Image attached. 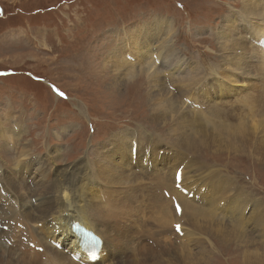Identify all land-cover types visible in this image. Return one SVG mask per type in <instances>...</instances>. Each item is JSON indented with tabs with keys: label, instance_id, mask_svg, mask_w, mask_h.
Returning <instances> with one entry per match:
<instances>
[{
	"label": "rangeland",
	"instance_id": "1",
	"mask_svg": "<svg viewBox=\"0 0 264 264\" xmlns=\"http://www.w3.org/2000/svg\"><path fill=\"white\" fill-rule=\"evenodd\" d=\"M233 6L238 8L240 0H0V117L5 120L2 123L3 127L10 128L15 121L24 131L20 147L18 146L19 142L17 144L15 142V146L10 147L4 144L3 139H0V157L5 161L0 158V167L4 171L11 169L7 170V177L0 174V178H5L7 182V188L13 193L16 192L15 194L20 198L22 197V204L24 200L28 204L27 200L33 193L32 189L35 192H44L48 188V180L58 179V173L66 171V174L70 176L69 169L75 170L82 164L92 162L93 155L97 154V152L94 153L95 147L98 144L101 145L98 152L109 149L111 145L107 141L115 133L136 134L142 131L155 144L158 140L160 141L157 149L160 147L162 149L156 153L162 156H164L163 149L167 150V147L172 150L178 149L176 143L168 138L169 123L161 125L151 116L146 96L147 81L145 76L137 77V73L125 75L127 70H122V73H115L114 70L111 72L110 63H105L104 60L106 53L117 42L125 40L119 36L138 26L145 28L136 29V32L146 31L152 33L155 38H160L162 33L159 23L165 25L167 23H164L163 19H169L170 26L163 35H168V40L175 45L183 59L198 62L203 67L204 73L209 76L215 65L222 61L218 62V55L215 54L217 40L214 31L220 22L219 16L230 11ZM251 25L254 24L248 23L249 27ZM123 53L124 55L128 53L125 47ZM130 59L131 56H128L127 60L130 61ZM120 82L123 84L121 85ZM165 86H169V84ZM231 87L236 89V86ZM167 89L170 88L167 87ZM57 90L63 92L64 95H58ZM171 90V96H175L173 92H176V87L174 86ZM219 97H223L222 94H219ZM176 109L175 111L172 109L174 112L170 111L175 118L172 121H182L183 123L184 117L180 114L179 119ZM180 110L187 115L185 108H180ZM8 113L11 116L5 119V115ZM172 115L168 113V117L172 118ZM90 126L94 132L90 130ZM223 135H216L218 138L216 141L221 140ZM137 138L139 140V137ZM26 140L28 143L25 146ZM23 145L29 150L31 149V153H34V163L27 177L19 173V177L13 178V175L17 173L13 169V164L19 159ZM55 146L59 148L53 150ZM131 146L132 144H130V150L127 151L129 157L132 156ZM213 148L211 147V150ZM113 149L115 148L113 147ZM138 150H141L139 145ZM212 152L208 149L202 150V148L198 151L199 163L202 162L206 166L199 170V175L206 174L209 170L216 174L219 173V175L230 179L234 185L237 183L241 187L240 189L249 192L252 198L249 199L250 203L243 199L231 198L235 201L231 204L230 212L235 211L236 219L233 218V214L229 216V211L226 213L225 208L223 212H218L222 213L220 215L206 216L198 220L199 223H209L208 230L211 232L201 234V239L194 238L192 235V243L195 242V245L192 246L187 243V238L190 239L191 235L186 228H184V231H187L184 236H182V232L181 234L177 233L182 238L181 244L180 238L175 240L177 241L176 245L173 243L174 240H171L175 230L173 231L169 223L170 218L166 220V223L163 222V215L166 212L165 203L157 199L154 191L155 185H149L154 180L152 175L155 172L154 167L148 168L147 176L142 177L141 175L145 181L135 180V183L138 184L135 187H131L132 183L123 187L122 182L110 184V188H108L109 183L103 185L106 190L111 189L116 200H119V202L114 201L115 198L112 197L115 203H119L120 209L119 213L112 212V216L115 214L132 216L135 219L132 221L133 218H131L133 224H138L140 219V223H144L146 220L155 223L152 233L154 239H166V243L162 242L166 247L160 245L159 241L153 240L156 244L155 247L146 243L148 248L152 247L150 248L152 251L157 252L158 247L161 248L162 257L159 261L151 258L145 263L142 259L126 262L128 258L126 256L118 264H192L187 262L189 248L193 250V253L199 252L203 257H209V264H247L242 259L247 252L264 249V239H261L250 229L252 205L256 203L259 205L257 211L264 213V156L250 150ZM29 157L31 159L33 155ZM149 160V155L140 161L138 159L144 169H146L144 163ZM129 167L131 168L125 171L126 174L134 175V169L130 163ZM29 168L30 166H27L26 172ZM179 173H181L180 170ZM27 178L33 185L27 186L25 182ZM20 179L23 183L17 184ZM216 180L211 185L206 183L207 179L196 184L198 196L193 200L198 202L201 193L207 194L209 187L215 194V186L220 181ZM111 182L114 181L111 180ZM70 183L66 186L63 185L60 192L62 196L64 189L70 187ZM219 183V185L223 184L221 181ZM20 187L24 188V193ZM190 194L192 193L190 192ZM231 196L232 193L227 190L220 197H214L212 200L213 209H215L216 201L221 206ZM154 198L158 204L153 206ZM45 200L40 201L36 205V209ZM120 203H124L122 208ZM202 203L203 207L207 206L208 199H203ZM79 204L84 206L83 199L74 200V209ZM144 205L147 218L135 217L144 214L142 210ZM162 207H164L163 211ZM26 210L30 212L28 206ZM32 217L28 219L27 215L24 216L29 226L36 225L34 224L35 220L45 223L42 216ZM186 217L193 222L192 215H186ZM224 217L226 218L224 219ZM191 222L186 226L192 231ZM170 227L172 232L169 230ZM149 228L150 226L147 225L146 229ZM221 228L226 233L227 240H222L219 237ZM23 230L27 231V228L24 226ZM106 230L110 231L108 228ZM159 233L161 235H158ZM200 233L203 232L200 231ZM42 235V232H36L35 236ZM165 236L169 238H165ZM144 239L145 237L139 234L129 244H133V248L137 250V245L140 246ZM169 241L172 242L170 246ZM67 244L68 242H65L63 245ZM111 244L115 248L113 254L117 250L123 251L121 241H107L106 246ZM167 247H170L171 250ZM172 249H174V253ZM0 250V259L9 260L7 264L12 262L43 264L39 258L34 257L40 256L39 253L2 247ZM173 254H178L179 257H175L171 262L168 258ZM109 259L115 262L120 260L114 256H110ZM201 264L204 263L201 262Z\"/></svg>",
	"mask_w": 264,
	"mask_h": 264
},
{
	"label": "bare ground",
	"instance_id": "2",
	"mask_svg": "<svg viewBox=\"0 0 264 264\" xmlns=\"http://www.w3.org/2000/svg\"><path fill=\"white\" fill-rule=\"evenodd\" d=\"M219 17L220 22L214 31L217 40L215 44L217 49H215L216 53H214L218 55V62L222 61L215 65L213 72H210V77L204 73L202 70L203 67H201L198 62H191L183 59L176 50L175 45L168 40V35H163L168 26H170L169 19H163L164 23H167L165 25L159 23V28L162 33L160 38H155L152 33H147L146 31H143V33L136 32V29L145 28L144 26H138L136 29L126 31V34L119 36L120 38H125V40L117 42V44L106 53L104 59L105 63H110L111 72L114 70L115 73H122V70H127V72L124 73L125 75H127V73H137V77L145 76L147 81L146 96L149 101L148 105L151 116L161 125L162 123H169V127L167 128L168 138L176 143L178 149L175 148L176 150H172L170 147H167V150L163 149L164 156H162L156 153V151L162 149V147L157 149V145H159L160 141L158 140L155 144L154 141L151 140L147 134L144 135L142 131H137L138 133L136 134L129 132H123V134L115 133L109 139L110 141H107L111 145L109 149L98 152L101 145L98 144L95 147L94 153L97 152V154L95 156L93 155L92 162L82 164L75 170L69 169L70 171L68 174L70 176L66 174V171L61 172V174L58 173V179L48 180V188H46V186L44 192H35V190L32 189L33 193L28 197V204L25 200L22 204V197L20 198L17 194L16 196L10 195L3 189V187L7 186L0 185V203L4 197H7V202L4 205H0V225L6 224L9 227L7 232L5 231L2 233V230H0V247L9 249L4 243L7 238H10L7 234L11 228L15 230L18 229L19 231L21 230L16 223L21 224L23 226L22 229L24 228V215H27L29 217L28 219H31L32 216H42V220H44L45 223L41 225L35 220L34 224L36 225L29 226V234L34 236L33 232H42L43 235L38 237L34 242L38 246L45 247V249L51 248V243H49V241H52V239H54L55 242H61L65 236L66 238H70V243L66 248L72 252L79 250L75 241L77 235L71 231L72 223L81 224V227L93 230L100 235L104 241L108 233L103 228L104 234L98 231L100 224L99 220H103L105 225L109 226L111 218H113L112 212L119 213L120 209L118 206L119 203L114 202H119L118 199L116 200L115 194L112 193L111 189L106 190L103 185L109 183L108 188H110V184L113 185L122 182L123 187L129 183L133 184L131 187H135V185H138L135 183V180L141 179V181H145L141 178V175L142 177L147 176L148 168L152 169L153 167L155 170L152 174L154 180L152 179L153 182L152 184L149 183V185H155L154 191L157 199L165 203L166 212L165 214L163 212V222L166 223V220L170 218L169 223L173 231L175 230L171 237V240H174V244L177 242L175 240L180 238L177 233L181 234L182 232V236H184L185 232L188 231L191 236L190 239L187 238V243L190 246L195 245V242L192 243V235H194V238L197 237L201 239V234H204V232H211L208 230L210 227L209 223H199L200 221L198 222V220L206 216L212 217L217 214L220 215L222 213L218 212H223L225 208L226 213L229 211V216L233 214V218L236 219L234 217L237 216L234 215L235 211L233 210L230 212L231 204L235 201L234 199L231 200V198L243 199L250 203L249 199L252 198L251 194L240 189L241 187H239L237 183L234 185L230 179L227 177L225 178L223 175H219V173L216 174V172L212 170H209V172L207 171L206 174L199 175V170L206 166L202 162L201 164L199 163L198 151H200L201 148L202 150L208 149L209 151H213L212 153L222 152L223 150H250L252 152H259L264 156V63L262 59L264 49L260 43L261 37L264 35V0H240V6L238 8L233 6L230 11ZM155 23L158 22L155 21ZM248 23H253L254 25L249 27ZM124 47L128 50V53L125 55L123 53ZM182 54L184 55V53ZM128 56H131L130 61L127 60ZM254 78L257 80H253ZM123 82H120V84L122 85ZM167 84H169V86H165ZM174 86L176 87V92H173L175 96H171V89H173ZM231 86H236V89H233ZM167 87L170 89L168 90ZM219 94H222L223 97H219ZM180 108H185L187 115L184 111H181ZM172 109L174 111L176 109V114L178 113L179 119V115H183V123L182 121H175L176 123L172 121L174 118L170 113V111L174 112ZM168 113L172 115V118L168 117ZM10 116V113L6 114L5 119ZM4 121L5 120L1 118L0 139L4 140L3 142L5 145L13 147L15 146V142L16 144L20 142L24 131L15 121H13L12 127H3L2 123ZM218 134L224 135L221 140L216 141L218 139L216 135ZM137 137H139V140ZM27 143L28 141L26 140L24 145L26 146ZM130 144H132L131 157L127 154V151L130 150ZM24 145L21 148L19 159L13 164V169L17 172L13 175V178L19 177V173L26 175L27 166L31 167L29 156H32L33 153H31V149L29 150ZM138 145L141 147L140 151L138 150ZM113 147L115 149H113ZM211 147L214 148L211 150ZM55 148L59 147L55 146L53 150ZM106 153H108V155H105ZM148 155L150 160L144 163V167L146 168L144 169L139 161L145 156L148 157ZM34 156L35 155H33V157ZM129 163L132 165V169L135 170V172L133 170L134 175L128 172V174H126L125 172L127 169L131 168L129 167ZM7 170L9 169H5L3 172L0 168V174H4L5 177H7ZM157 170H159V172H156ZM179 170L181 171L180 180L177 181L176 175L179 173ZM202 171L205 172V170ZM80 176L81 178H78ZM204 179H207L206 183L209 185L216 179L223 183L219 185L220 181L217 182L214 190L216 196L220 197V195L226 193L227 190L232 193V196L227 198L221 206H219L216 201L214 204L215 209H213L212 200L216 196L209 187L207 194L201 193L198 202L193 200L194 197L196 198V196H198L196 193V184L201 181L204 182ZM111 180L114 182H111ZM68 183L71 185L64 189L62 196L60 194L61 189L64 184L66 186ZM20 189L21 191L24 190L22 187H20ZM24 192L25 191H23V193ZM190 192L192 194H190ZM33 196L34 198H32ZM112 197L115 198L114 201ZM206 198L208 199V205L203 207L204 204L202 200ZM43 199L46 200L41 206H37L38 208L36 209V205ZM81 199H83L86 206L82 207L83 204H79L76 209H74V200L79 201ZM120 204L122 208L124 203ZM152 204L153 206L158 204L155 198ZM177 205L180 207L179 212L176 211ZM27 206L30 208V212L27 211L28 209L26 210ZM103 207L105 209H103ZM258 207L259 205L256 203L251 207V215H249L252 224L250 229L253 233L259 235L261 239H264V213L258 212ZM163 209L164 207H162V211ZM106 211H108L111 216L106 215ZM97 212H101L102 214L98 215ZM186 215H192L193 222L187 219ZM92 216H96L98 220H94L91 218ZM225 218L226 217H224V219ZM134 220L133 218L132 221ZM140 220L138 224H141ZM234 221H231V223H234ZM189 222H191L193 226L192 231L186 226ZM177 225L180 226L179 231H177ZM37 228H39V230ZM184 228H186L187 231H184ZM169 230H171V227ZM200 231L203 233H200ZM170 232H172V230ZM219 232V237L222 240L228 239L223 228H221ZM230 234L232 236V232ZM158 235H161V233ZM153 236H151L152 240H154ZM165 238L169 237L165 236ZM1 239H3V241ZM48 239L49 241H47ZM181 240L182 238L179 240L180 244ZM19 245V250H24L29 253H38L31 251L22 244ZM103 245L107 254H111L115 249L113 244L106 246V242L103 243ZM149 248L152 247L150 246ZM168 249L171 250L170 247ZM207 251L209 252V250ZM172 252L174 253V249H172ZM194 253L193 250L189 248L187 253L188 263L201 264V262H203L204 264H209V257H203L199 252ZM39 254L41 256V253ZM40 256L34 257L40 259ZM175 257H179V255H170L168 259L173 262L172 259ZM242 259H244L247 264H264V249H255L254 251L247 252ZM8 261L9 260L0 259V264H7ZM16 263L12 262L11 264ZM47 264L78 263L74 262L68 254L65 255V251L59 252L53 250L48 253Z\"/></svg>",
	"mask_w": 264,
	"mask_h": 264
},
{
	"label": "snow or ice",
	"instance_id": "3",
	"mask_svg": "<svg viewBox=\"0 0 264 264\" xmlns=\"http://www.w3.org/2000/svg\"><path fill=\"white\" fill-rule=\"evenodd\" d=\"M58 95H60V96H63V95H64V93H63V92H59V91H58ZM176 179H177V181H179V180H180V173H177V175H176ZM176 211H177V212H179V211H180V207H179V205H177V206H176ZM176 228H177V231H179V230H180V226H179V225H177V226H176Z\"/></svg>",
	"mask_w": 264,
	"mask_h": 264
},
{
	"label": "flooded vegetation",
	"instance_id": "4",
	"mask_svg": "<svg viewBox=\"0 0 264 264\" xmlns=\"http://www.w3.org/2000/svg\"><path fill=\"white\" fill-rule=\"evenodd\" d=\"M194 192V191H193Z\"/></svg>",
	"mask_w": 264,
	"mask_h": 264
}]
</instances>
